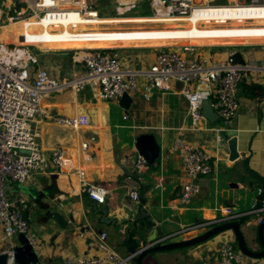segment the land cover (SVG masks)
Segmentation results:
<instances>
[{
	"label": "crops",
	"instance_id": "obj_1",
	"mask_svg": "<svg viewBox=\"0 0 264 264\" xmlns=\"http://www.w3.org/2000/svg\"><path fill=\"white\" fill-rule=\"evenodd\" d=\"M97 18L99 23L88 24L84 27L149 23L142 18L127 21ZM189 25L192 27L191 30H188L189 32L193 31L194 28L197 31H207L199 30L197 25ZM12 27L16 29L13 41L15 44L22 41L25 44L44 43L41 47L49 46L52 50L57 49L61 52L70 51L71 53L64 54L68 58L73 53L74 55L77 54V57H73V59L79 65L76 64L73 67L68 78L72 77L74 73L84 72L82 58L87 53L81 52L83 48H91L88 51L103 49L101 51H105V53H117L128 66L147 68L163 49H180V45L171 47L164 44L114 47V41H153L159 39L190 41L200 39L159 36L163 33L184 31L103 34V31L93 30L91 32L72 31L69 33L70 27H77L70 26L67 29L53 28L56 30L64 29L65 32L63 33L61 31L51 32L50 27H48L46 32L51 36L65 35V38L46 43L41 39L45 31L44 27H33L32 31L24 30L21 24ZM73 30H77V28ZM84 34H89L87 36L92 38L88 41H84L87 40L84 38H75L85 37ZM4 38L7 43V38L5 36ZM191 43L196 48L195 53L191 56L196 55L205 62L226 60L229 52L235 51L236 62L264 66V44L246 43L228 47L214 45V43L202 44L200 42L193 43V41ZM36 47L38 48V46ZM4 51L5 54L9 55L11 50L8 48ZM32 67L44 68L54 78H59L54 75L52 68L48 67L46 63L42 64L40 60H38V65ZM182 89L181 83L174 82L167 92H153L149 101L145 100L140 92L132 93L129 95L132 103L128 110L123 109L120 103L99 100L93 88L90 87L81 93L64 91L52 95L44 102L45 109L54 115L72 117L86 113L89 116L90 126L82 131H70L53 125L43 126L42 141L46 147L70 146L74 149L73 152L81 151L82 146L95 147L96 151L91 162H84L76 157L74 158L75 163L78 168L86 170L88 181L92 179V183L104 187L109 194L103 205L92 202L86 195L82 194L81 181L76 175L39 174L30 184L12 185L9 189L10 193L23 194L27 200L30 199L31 208L40 207L43 209L47 207L49 202H51L50 205L60 204L63 215L68 217L66 220H72L66 229H63L59 224L61 229L54 230L52 233L46 235L37 233L41 239L40 249L43 260L49 261V264H65V259L71 255L100 256L101 252L98 249L97 239V234L100 232L108 234V245L120 257H126L130 254V246L127 244L128 238H130V242H137L138 248L147 244V237L152 234V230L150 229L146 234L140 235L134 229V214L138 209V204L131 203L128 197V171L146 173V176L141 180H134L137 185L154 184V187L145 195L146 209L148 214L159 215L155 221L165 235L177 233L183 225L219 219L223 216V210L230 207L235 213L251 215L247 221L248 224L243 223L241 229L248 246L254 251L260 250L256 216L251 213L258 202V191L262 189V185L255 174L264 177V80L258 81L248 78L239 84L240 109L229 126H224L219 117L214 122L207 119L201 122L199 130H194L193 121L188 115V102L182 94ZM140 98L144 102H148L149 105L147 107L133 105L135 100ZM132 112L141 121L147 123L144 129L149 132L160 131L158 133L160 140L158 143L161 146L160 159L153 167L147 166L141 171L136 168L134 162V158L138 155L136 149L128 155L122 151L116 153L115 148L119 140L114 138V129L117 128L122 133L125 125L117 123L116 116H120L123 121H130L129 114ZM125 116L128 118L125 119ZM233 137L238 139L239 158L230 161L229 142ZM179 138L186 143L203 148L214 156V172L199 178L201 193L189 205H184L178 200L182 186L188 181L180 152L172 150ZM50 185L51 187H49ZM45 197L48 198L49 202L44 199ZM27 215L29 219H33L30 210ZM54 215L56 213L53 214V217ZM38 220L45 227L51 221L50 216L45 219L38 218ZM82 232H86L84 237L80 236ZM226 237L234 238V235L225 233L206 243L190 248L151 254L144 259L143 264H216L215 258L210 259L211 252H217L220 243ZM247 264H254V262L249 260Z\"/></svg>",
	"mask_w": 264,
	"mask_h": 264
},
{
	"label": "built area",
	"instance_id": "obj_2",
	"mask_svg": "<svg viewBox=\"0 0 264 264\" xmlns=\"http://www.w3.org/2000/svg\"><path fill=\"white\" fill-rule=\"evenodd\" d=\"M8 26L21 24L24 30L32 31L33 27L45 19H60L71 14L88 16V0H7ZM144 0H121V5L136 9V2ZM245 1V0H244ZM157 11L154 16L142 17L158 20L143 24H243L264 21V0H150ZM195 14H214V20L192 21ZM216 16H222L215 18ZM201 18V17H200ZM187 19V21H177ZM51 24L49 27H56ZM88 25V23L86 24ZM259 25V24H258ZM88 41L89 34H84ZM245 37V36H244ZM148 40V39H146ZM24 43V44H23ZM44 43L21 42L9 55L0 50V253L8 255L7 264H17L15 249L20 244L18 237L24 235L38 256V264H49L41 254V239L28 222L29 205L23 194H11L13 184L24 186L32 183L36 176L63 174L76 175L81 181L82 194L92 202L103 205L109 192L97 186L93 180H87L86 170L78 168L74 158L91 162L96 148L83 147L82 151L73 152L70 146L46 147L42 141L43 126L53 125L66 130H84L90 126L86 113L77 116L54 115L47 111L44 102L52 95L64 91L81 93L88 87L93 88L99 100L120 103L124 95L140 92L149 101L153 92H167L174 82L182 84V94L188 102V115L193 121L194 130L206 119L203 116V103L209 101L212 109L219 115L224 126H229L240 109L238 97L239 84L248 78L264 80V66L235 61V51L228 54L226 60L205 62L195 53V46L187 42L180 49L165 48L158 53L154 62L147 68L128 66L117 53H90L82 58L84 72L74 73L70 78L56 79L44 68H33L38 65V58L31 54L29 47L41 46ZM18 48H21L18 50ZM190 54V55H189ZM125 119L128 116L124 117ZM37 126V127H36ZM172 150L180 152L183 169L188 181L178 194V200L189 205L201 193L198 183L200 177L214 172V156L203 148L177 139ZM86 153V154H85ZM136 168L141 171L149 166L145 159L137 155ZM128 197L133 204H139L141 186L132 178L127 179ZM262 189L258 191V196ZM257 205V203H256ZM256 216L259 228L264 224V204L254 208L251 213ZM251 216L248 213H235L228 207L223 210L219 219L195 222L183 225L181 230L169 236V239L187 233L204 231L240 221ZM72 220H68L71 223ZM86 232L81 233L84 237ZM100 256L71 255L65 264H131L147 248L167 241L160 239L156 243L143 246L126 257H120L107 243L108 234H97ZM217 252L212 251L210 259L216 264H264L262 259H251L237 248L235 239L226 237Z\"/></svg>",
	"mask_w": 264,
	"mask_h": 264
},
{
	"label": "rangeland",
	"instance_id": "obj_3",
	"mask_svg": "<svg viewBox=\"0 0 264 264\" xmlns=\"http://www.w3.org/2000/svg\"><path fill=\"white\" fill-rule=\"evenodd\" d=\"M240 2L243 3H250V0H240ZM9 5V1L7 0H0V50L4 49H10L13 50L14 46H21V42L14 43V31L16 29H13L12 26H8V9L7 6ZM91 6H94L98 9V11H95L98 13L99 17L101 18H110V19H120V20H129V19H138L142 17H151L154 16L157 9H155L154 5L149 0H144L141 2H136V9H130L126 8L121 5V0H88V12L94 11V9H91ZM259 24V25H258ZM197 28L199 30H216L221 28H237V29H257V30H264V22H244L243 24H227V25H205V24H196ZM189 26V27H188ZM193 26V25H192ZM188 27V28H187ZM74 28H77V30H73ZM192 27L189 25H183V24H170V25H158V24H143V23H133V24H118V25H91L87 28L84 26H77V27H70L69 33L72 31L76 32H84L88 31L91 32L93 30L103 31V34H112V33H133V32H173V31H184L189 32L188 30H191ZM187 30V31H186ZM51 32H65L64 29H53L51 28ZM7 38V43L5 42V38ZM200 42L202 44H212L214 45H221V46H238L243 45L246 43L249 44H264V36L259 35H249V36H235L230 38H207V39H196V40H183V39H159V40H153V41H138V40H115V46L114 47H124L125 45L132 46V45H144V46H158V45H168L167 47H171L174 45H180L183 46L187 42ZM143 43V44H142ZM15 44V45H14ZM21 49V48H18ZM91 48L81 50L82 53H99L103 49H95L88 51ZM29 51L31 54L35 55L38 60H40L43 63H46L48 67L53 69V73L55 76L59 77L58 79L68 78L72 72L73 67L79 63L74 62V58L77 57V54L71 55L69 58L64 55L68 54L67 52L71 53L70 51H58L57 49H53L49 46L46 47H29ZM140 105L147 107L149 105L148 102H144L141 98L139 100H135V103L133 105ZM130 121H123L120 116H116V122L117 123H123L125 124L123 127V132L120 133L119 129H114V135L116 140H119L117 142L116 153L122 151L126 154H131L133 150L136 149L135 144L138 137H140L143 134H152L154 135L157 142H160L158 138V133L160 131H147L145 126H147V123L140 120V118L137 117V115L132 112L129 114ZM159 120V117H158ZM82 131V130H79ZM18 184H13V186H17ZM51 187V185L49 186ZM47 202H49L48 198L45 197ZM37 204V203H36ZM51 202L48 203L47 207L41 209L40 207H32V203L30 202V199H28V205L30 213L33 217V219L28 218V222L31 226V228L36 233H41L42 235H46L47 233H52L54 230L61 229L59 226V223L54 220L53 214L56 213L58 215H61L66 220L68 217H65L63 215L61 205L60 204H53L50 205ZM39 205V204H37ZM47 216H50V222L47 227L44 226V224H41V222L38 220L45 219ZM249 220V219H248ZM247 220V221H248ZM247 221L244 222L245 225H247ZM70 229V226H69ZM245 229V228H244ZM73 231V230H72ZM68 232V231H67ZM226 233H232V232H226ZM225 234V233H223ZM233 234V233H232ZM222 235V234H220ZM220 235L214 237L213 239L219 237ZM48 261V260H47ZM49 262V261H48Z\"/></svg>",
	"mask_w": 264,
	"mask_h": 264
},
{
	"label": "water",
	"instance_id": "obj_4",
	"mask_svg": "<svg viewBox=\"0 0 264 264\" xmlns=\"http://www.w3.org/2000/svg\"><path fill=\"white\" fill-rule=\"evenodd\" d=\"M131 103L132 99L128 94H126L121 99L120 106L123 109L128 110L130 108ZM202 110L204 118L211 122H214L219 118V115L212 109L209 101H205L203 103ZM135 147L137 154L142 156L149 166H154L160 159L161 146L152 134H143L138 137L136 140ZM229 150L231 153L230 161H235L239 158L238 139L236 137H233L230 140ZM134 162H137V157L134 158ZM127 174L130 178L136 181H139L146 176L145 172L133 173L128 171ZM255 175L260 184L262 185V193L258 196V202L256 205V208H260L262 207L264 202V177L258 174ZM153 187L154 184L152 183H143L141 185L138 209L134 214V229L137 230L140 235L146 234L150 229L152 230V234L147 237V244L144 245V247L152 243H156L160 239H165V241L167 242H165L164 244H156L152 247L145 249L140 254V256L134 259V262L136 264H143L144 259L151 254L197 246L206 243L214 237L226 232L233 233L234 238L238 244L239 250L245 256L256 260L262 259L264 257V224L260 225L257 231L258 240L261 246L259 251H254L248 246L246 238L241 229L243 225L242 221H234L231 223L222 224L212 228L207 232H192L187 233L185 236L179 235L176 238L169 239L170 235H165V233L161 231L160 226H158L157 222L155 221L158 219L159 215L148 214V210L146 209L147 200L145 198V195ZM54 220H56L62 226L63 229H66L69 225L68 220H65L64 217H62L61 215H54ZM18 242L20 245L15 249V259L17 264H38L39 258L32 251V247L28 243L27 238L24 235H20L18 237ZM127 244L130 246V253H134L137 249H139L138 243L130 242V238H128ZM7 260L8 255L6 253H0V264H7Z\"/></svg>",
	"mask_w": 264,
	"mask_h": 264
},
{
	"label": "bare ground",
	"instance_id": "obj_5",
	"mask_svg": "<svg viewBox=\"0 0 264 264\" xmlns=\"http://www.w3.org/2000/svg\"><path fill=\"white\" fill-rule=\"evenodd\" d=\"M88 18L79 16L77 14H71L70 17L66 18H60V19H45L43 22L39 23L40 25H43L45 31L41 37L43 42L50 43L55 40H62L65 38L64 36H51L46 32V29L51 25V24H57L56 27L52 28H58L62 27L67 29L70 26H85L87 23L88 24H97L99 23V17L98 13L95 11H90L88 12ZM201 17V18H200ZM222 17V16H216L215 18ZM101 18V17H100ZM224 18V17H222ZM192 21L196 20H214V14H195L192 18ZM112 20H120V19H112ZM131 20V19H129ZM142 20H145V22H156L158 20H154L152 18H142ZM121 21H127V20H121ZM177 21H187V19H177ZM258 22H264V21H258ZM20 24V23H19ZM19 24H13L12 26H16ZM237 24V23H234ZM196 25V24H195ZM193 25V26H195ZM41 27V26H40ZM249 35H259V36H264V30H257L255 29H237V28H221V29H216V30H207V31H197L195 28L193 31L190 32H180V33H163L159 36L161 37H170V38H230V37H235V36H249ZM194 36V37H192ZM81 152H84L81 150ZM86 154V153H85Z\"/></svg>",
	"mask_w": 264,
	"mask_h": 264
},
{
	"label": "trees",
	"instance_id": "obj_6",
	"mask_svg": "<svg viewBox=\"0 0 264 264\" xmlns=\"http://www.w3.org/2000/svg\"><path fill=\"white\" fill-rule=\"evenodd\" d=\"M0 7H1V6H0ZM91 9H94V11H98V9L95 8L94 6H91ZM150 167H153V166H150ZM250 217H251V216L243 217V218L240 219V221H242V222L244 223V222L247 221ZM209 241H210V240H209ZM235 242H236V240H235ZM236 245H237V248H238V244H237V242H236Z\"/></svg>",
	"mask_w": 264,
	"mask_h": 264
}]
</instances>
